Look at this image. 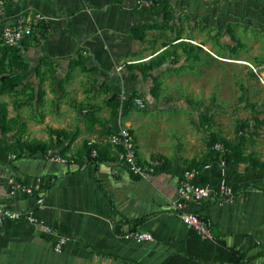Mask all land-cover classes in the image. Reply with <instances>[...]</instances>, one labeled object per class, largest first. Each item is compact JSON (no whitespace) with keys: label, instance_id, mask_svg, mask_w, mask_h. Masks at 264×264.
Segmentation results:
<instances>
[{"label":"crops","instance_id":"0c3cea01","mask_svg":"<svg viewBox=\"0 0 264 264\" xmlns=\"http://www.w3.org/2000/svg\"><path fill=\"white\" fill-rule=\"evenodd\" d=\"M1 1L8 23L26 15L44 17L45 37L36 46L21 48L27 68H14L33 88L39 86L35 71L40 61L51 66L56 83L64 79L69 62L77 57L93 71L85 87L91 92L81 94V102L91 107L88 119L81 122L80 131H71L80 133L72 143L71 134L52 148L60 153L69 144L62 157L75 163L52 162L40 153H9L8 160L0 163V207L30 212L52 230L44 233L23 220L4 223L0 264H264V171L240 163L224 170L213 167L194 179L193 183L208 186L213 195L226 187L234 196L232 204L219 205L213 196L184 207V212L207 219L213 240L202 239L170 208L186 167L171 162L170 171L159 170L146 179L131 175L120 163L119 149L103 140L111 134L106 133L109 128L131 131L132 122L129 118L121 121L119 112L111 118L108 107L99 108L112 95L123 103L132 93L148 89V75L125 63L137 65L153 59L157 54L149 51L152 44L190 28L194 41L203 43L195 45L213 55L208 48L214 37L209 35L219 37L220 44H229L227 29L232 30L234 24L249 18L264 21V0H157L160 5L153 9H141L140 0ZM162 2L169 3L171 18L165 25L173 31L150 29L143 40L135 39V27L162 25ZM88 141L100 147L98 164L86 165ZM134 141L137 157L144 162L135 136ZM11 178L24 190L10 195ZM37 178L43 181L42 189L32 192ZM47 183L51 187L46 190ZM133 230L150 234L152 241L122 238ZM57 236L67 239L59 253L54 251Z\"/></svg>","mask_w":264,"mask_h":264},{"label":"rangeland","instance_id":"374dc122","mask_svg":"<svg viewBox=\"0 0 264 264\" xmlns=\"http://www.w3.org/2000/svg\"><path fill=\"white\" fill-rule=\"evenodd\" d=\"M193 30L182 28L180 40L168 37L151 45L149 51L157 55L150 61L162 63L146 73L148 89L130 100L132 105L140 95L147 108L127 111V99L118 108V118L132 122L138 153L146 157L143 163L160 164L165 158L186 167L192 160L201 162L208 157L211 133L222 144V139L234 140L240 124L248 127L244 153L264 161V21L249 18L234 24L235 37H229V44H220L219 37L209 35L214 37L208 48L213 55L195 45L203 43L194 41ZM164 41L170 44L164 47ZM6 66L2 64L0 69L7 71ZM82 66L72 68L68 79L59 85L51 77V66L41 63L42 83L37 88L25 78L0 88L6 120L14 121L9 123L12 131L0 133V138L47 143L50 131L68 135L80 131L91 109L88 102H81V94L91 92L85 88L90 72ZM9 72L16 74L12 69ZM153 88L156 97L150 94ZM105 107L101 102L99 108ZM79 134H72L69 144ZM58 143L64 142L58 138Z\"/></svg>","mask_w":264,"mask_h":264},{"label":"built area","instance_id":"2783aa9c","mask_svg":"<svg viewBox=\"0 0 264 264\" xmlns=\"http://www.w3.org/2000/svg\"><path fill=\"white\" fill-rule=\"evenodd\" d=\"M157 0H140L138 5L141 9H150L155 6ZM44 23V17L39 14L26 15L23 18L16 19L12 23H8L4 19L3 2L0 0V41L2 45L9 48H22L23 42H29L32 32L36 25ZM121 70V67L118 68ZM132 105L140 110L147 108L146 103L140 97H136L132 100ZM104 143L118 148L120 151V163L122 166L133 176L146 179L150 175L159 171L160 164L155 162H140L135 148L134 136L128 128L119 127L115 133H111L104 138ZM87 146L90 148V156L95 157L97 151L95 149V142L88 141ZM215 152L220 154L224 153L222 145L216 143L213 146ZM46 157L56 163L67 164L73 163L69 158L62 157L58 152L52 150L46 154ZM14 156H10V159H14ZM216 167L217 169L224 170V161H220L216 164H209L204 166L202 171H208ZM196 170H185L181 173L180 181L176 190L175 199L170 203V208L177 215H179L185 226L191 229L196 235L202 239L213 240L212 233L203 220L199 216L193 213L184 212V207L187 204L204 202L214 198L218 199V204H232L234 202V196L230 189L221 187L217 195H213L211 189L208 186H198L193 183L194 179L198 176ZM10 195L24 190V187L14 178L9 179ZM43 181L41 178H37L32 188V192L41 191ZM25 221L29 224L37 225L44 233L51 234L50 227L45 225L42 220L35 219L30 212H20L6 207H0V227L6 222H18ZM123 239H131L136 243H142L152 241V236L148 233H141L136 230L130 231L124 236ZM67 239L62 236H57L54 245V251L59 253Z\"/></svg>","mask_w":264,"mask_h":264},{"label":"trees","instance_id":"16d2710c","mask_svg":"<svg viewBox=\"0 0 264 264\" xmlns=\"http://www.w3.org/2000/svg\"><path fill=\"white\" fill-rule=\"evenodd\" d=\"M163 5V23L161 26H158L156 24L153 25H143V26H138L135 27L132 30V35L135 39L137 40H143L145 38V32L147 30L150 29H157V30H163V29H168L170 31L172 30V26H168L165 25V23L171 18V14L168 11V4L167 2H162L161 3ZM156 5H160L157 1H155V6ZM154 6V7H155ZM154 7L150 8L153 9ZM46 30V26L45 24H38L35 26L32 35L29 39V42H23L22 47H27L26 44L31 45V46H36L39 43V40L45 37V32ZM176 34H175V39L173 41H178L181 39V29L176 30ZM227 34H229V36L231 38H234L235 36L232 33L231 28L227 29ZM168 44H170V42H164L163 46L166 47ZM21 49L18 48H9L7 46L2 45L1 41H0V66L2 64L7 65L5 68H7V71L5 70H1L0 69V88H2L4 85H15L16 83L20 82L21 80H23V77L20 76L19 74H13L11 72H9L11 69L14 70H23L27 68V64L23 61V58L20 54ZM44 63L42 61H40L39 65L36 67V71H35V75L37 78H40L39 80V85L42 83V79H41V73H40V64ZM162 61H150L148 64H144V65H129L130 69H136L137 71H139L141 74H146L150 71H152L153 67H157L159 65H161ZM47 66L49 65L48 63H44ZM82 66V62L81 60L77 57L76 59H73L69 62V66H68V71L67 74L65 75L64 79L60 80L58 82L59 85H61L62 82L66 81L68 79V77L70 76L71 70L72 68L76 67V66ZM84 67V66H82ZM86 69V71L92 72L93 69H87L86 67H84ZM53 70V69H52ZM54 74V71H51V75ZM150 94L153 97H156V92H155V88L150 90ZM38 95H40V93H38ZM136 95V93H132L130 95V97L128 98V102L127 105L125 107V109L127 111L130 110H134L135 107L133 105H131L130 100L132 99V97H134ZM106 106L110 109V117H114L117 115L118 112V108L121 106L122 101L121 99L116 96V95H112L111 97H109L106 102H105ZM205 120H208L205 118ZM95 122L97 124H101L99 121L95 120ZM9 123H14L13 120H6V110L4 105L0 104V133L2 135H6L8 133H10L11 127H9ZM248 127L245 124H240L238 125V127L236 128L235 131V138L234 140H228V139H222V144L220 143V145H222V147L224 148V153L220 154L219 152H215L213 150V146L218 143L217 142V137L215 134L211 133L209 135V141L207 143V145L209 146V154L208 157L205 158L204 160H202L201 162L199 161H190L187 163L186 165V169L187 170H196L199 174L202 172L204 166L209 165V164H216L218 162H220L221 160L224 161L225 167H229L235 164H240V163H247L249 166H251V169L253 170H257V171H264V162L259 160L258 158H256L253 155H247L244 153V144H245V131ZM106 133H115V130L112 128H109ZM51 134V140L47 143L45 142H38V141H22V140H16L15 142H9L6 139H4L3 137L0 138V163L2 162H6L8 159V154L9 153H17L18 156L20 155H24V154H36V153H40L42 155L47 154L49 151L52 150L53 148V143L55 144L58 143V138L61 140H67L68 139V134H66L63 131H50ZM55 135V142H52V136ZM69 144H67L62 151L59 153L61 156L62 154L65 152V150L68 148ZM110 146V145H107ZM96 151H97V155L95 157H91L90 156V148L87 146V142L84 145L85 148V157L87 159L86 161V165L89 164H98L101 162V150L100 147H98L97 145L94 146ZM70 159V158H69ZM71 160L75 163L76 160L72 159ZM141 162V161H140ZM79 164V169L81 168V163ZM171 169V161L168 159H161V163H160V171H170ZM77 170V171H78ZM198 174V175H199ZM51 187V183H47L44 186V189H49ZM201 220H203L204 222L207 221V219L205 217H199Z\"/></svg>","mask_w":264,"mask_h":264}]
</instances>
